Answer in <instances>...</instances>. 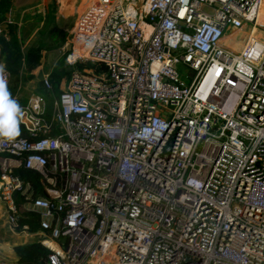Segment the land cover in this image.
<instances>
[{
    "label": "built area",
    "instance_id": "2783aa9c",
    "mask_svg": "<svg viewBox=\"0 0 264 264\" xmlns=\"http://www.w3.org/2000/svg\"><path fill=\"white\" fill-rule=\"evenodd\" d=\"M85 1L50 120L32 93L28 137L0 141L9 233L36 237L41 264H264V44L223 42L264 30V0Z\"/></svg>",
    "mask_w": 264,
    "mask_h": 264
},
{
    "label": "rangeland",
    "instance_id": "374dc122",
    "mask_svg": "<svg viewBox=\"0 0 264 264\" xmlns=\"http://www.w3.org/2000/svg\"><path fill=\"white\" fill-rule=\"evenodd\" d=\"M85 2V0H13V9L7 15V24L15 27L21 52L25 55L29 50H33L39 52L41 56L40 65L32 72L34 78L27 82L19 80L15 95L19 104H22L30 93L42 97L39 93L43 90L41 85L43 75H48L53 88H57L59 93L68 86L70 75L75 69L65 65L64 55L68 50L67 41L76 16ZM262 11L264 14V9ZM257 28L253 29L247 24L235 33L234 39L225 38L223 42L228 40L232 47L241 50L246 41L253 36L264 44V30ZM0 67L4 68L2 62ZM178 71L181 79L189 83L184 69L178 67ZM44 101L47 103L45 99ZM0 224L7 232L2 217ZM0 245L5 256L15 258L14 240H4Z\"/></svg>",
    "mask_w": 264,
    "mask_h": 264
},
{
    "label": "trees",
    "instance_id": "16d2710c",
    "mask_svg": "<svg viewBox=\"0 0 264 264\" xmlns=\"http://www.w3.org/2000/svg\"><path fill=\"white\" fill-rule=\"evenodd\" d=\"M12 9L13 0H0V62H2L4 70L8 73V80L6 81L13 98L17 93L19 80L21 82H27L34 78L32 72L40 65L41 56L39 52L33 50H29L25 55L22 54L15 27L11 26L10 23L7 24V15ZM4 26L6 28H4ZM78 67L80 68V66ZM39 94L47 101L46 117L50 120L52 110L51 104L53 98L59 95V91L57 88H53L52 85L51 90H45L43 88ZM19 128L21 135L18 138L28 137V134L20 124ZM15 174L20 176L25 183H29L30 199L45 196V192L40 184V176L38 173L29 169L19 168L15 170ZM25 202V195L17 196V207H20ZM25 216H27V218L23 219L21 224L28 225L31 232L37 231L39 227V216L36 213L31 212L25 213ZM14 251L17 256V261L20 264H41L49 254V251L45 249L39 241L16 246Z\"/></svg>",
    "mask_w": 264,
    "mask_h": 264
},
{
    "label": "clouds",
    "instance_id": "9594fccd",
    "mask_svg": "<svg viewBox=\"0 0 264 264\" xmlns=\"http://www.w3.org/2000/svg\"><path fill=\"white\" fill-rule=\"evenodd\" d=\"M23 109L17 100L12 98L7 81L3 77V68L0 67V141L9 143L20 135V117Z\"/></svg>",
    "mask_w": 264,
    "mask_h": 264
},
{
    "label": "crops",
    "instance_id": "0c3cea01",
    "mask_svg": "<svg viewBox=\"0 0 264 264\" xmlns=\"http://www.w3.org/2000/svg\"><path fill=\"white\" fill-rule=\"evenodd\" d=\"M14 5V4H13ZM224 44L226 45V46H228V47H230V48H232V49H234V50H236V51H238V49H235L234 47H232V44H231V42L230 41H226V42H224ZM35 89V88H34ZM30 94H32V93H30ZM29 94V95H30ZM28 95V96H29ZM27 96V97H28ZM26 97V98H27ZM26 100V99H25ZM3 218L4 219V223H5V218H4V212H3V208H2V206H0V218ZM2 224H0V243L1 242H3L4 240H8V239H10L11 241L12 240H14V243H15V245H14V247H13V251H14V248L16 247V246H19V245H23V244H25V243H30V242H34V241H37V240H35L34 238H30V237H24V236H15V235H12L11 233H8L7 234V232H6V230H4V228H2ZM4 226H6L5 224H4ZM28 238H30V239H28ZM1 245H0V256L1 257H3L4 259H8V260H17V256H16V254H15V251H14V255H15V258H12V257H8V256H5L4 255V252L1 250Z\"/></svg>",
    "mask_w": 264,
    "mask_h": 264
},
{
    "label": "bare ground",
    "instance_id": "6f19581e",
    "mask_svg": "<svg viewBox=\"0 0 264 264\" xmlns=\"http://www.w3.org/2000/svg\"><path fill=\"white\" fill-rule=\"evenodd\" d=\"M263 9H264V6L262 7L260 12L258 13V22H261V23H264V14H263V11H262ZM252 38H253V36H251V38L249 40H251Z\"/></svg>",
    "mask_w": 264,
    "mask_h": 264
}]
</instances>
